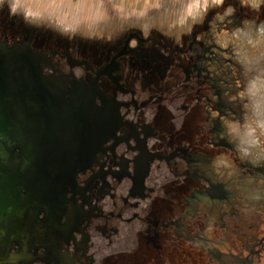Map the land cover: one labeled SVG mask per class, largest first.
<instances>
[{
  "label": "flooded vegetation",
  "instance_id": "flooded-vegetation-1",
  "mask_svg": "<svg viewBox=\"0 0 264 264\" xmlns=\"http://www.w3.org/2000/svg\"><path fill=\"white\" fill-rule=\"evenodd\" d=\"M29 30L0 14V44L39 53L66 103L85 94L89 120L75 176L39 212L36 237L4 233L0 264H186L184 229L197 234L201 195L231 197L203 158L232 149L217 122L227 99L207 78L214 43L194 29L171 45L152 29L95 48Z\"/></svg>",
  "mask_w": 264,
  "mask_h": 264
},
{
  "label": "rangeland",
  "instance_id": "rangeland-1",
  "mask_svg": "<svg viewBox=\"0 0 264 264\" xmlns=\"http://www.w3.org/2000/svg\"><path fill=\"white\" fill-rule=\"evenodd\" d=\"M26 2L39 17L38 24L9 15L6 0H0L5 22L65 43L102 48L129 30L147 35L152 29L171 45L181 44L194 29L201 30L206 43H214L216 49L211 52L205 43L206 54L214 56L207 64L211 72L207 78L222 88L217 92L227 99L228 113L223 109V118L216 121L226 131L232 149L203 158L210 161L209 174L218 182L227 181L224 191L231 197L201 195L197 234L184 229L185 261L264 264V0ZM210 22L211 29L206 31L203 26Z\"/></svg>",
  "mask_w": 264,
  "mask_h": 264
},
{
  "label": "water",
  "instance_id": "water-1",
  "mask_svg": "<svg viewBox=\"0 0 264 264\" xmlns=\"http://www.w3.org/2000/svg\"><path fill=\"white\" fill-rule=\"evenodd\" d=\"M28 44H0V261L3 236L36 237L38 214L60 198L79 166L87 118L81 90L66 99ZM20 228V232H19Z\"/></svg>",
  "mask_w": 264,
  "mask_h": 264
},
{
  "label": "clouds",
  "instance_id": "clouds-1",
  "mask_svg": "<svg viewBox=\"0 0 264 264\" xmlns=\"http://www.w3.org/2000/svg\"><path fill=\"white\" fill-rule=\"evenodd\" d=\"M9 15H19L29 25L38 24L39 17L29 8L26 0H6Z\"/></svg>",
  "mask_w": 264,
  "mask_h": 264
}]
</instances>
